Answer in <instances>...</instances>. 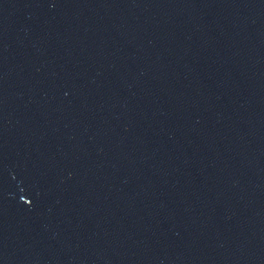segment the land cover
<instances>
[{
	"label": "water",
	"instance_id": "obj_1",
	"mask_svg": "<svg viewBox=\"0 0 264 264\" xmlns=\"http://www.w3.org/2000/svg\"><path fill=\"white\" fill-rule=\"evenodd\" d=\"M0 264H264V0H0Z\"/></svg>",
	"mask_w": 264,
	"mask_h": 264
}]
</instances>
